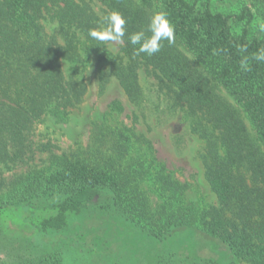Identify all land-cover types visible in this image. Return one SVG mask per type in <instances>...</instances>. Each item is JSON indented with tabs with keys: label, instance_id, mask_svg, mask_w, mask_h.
<instances>
[{
	"label": "trees",
	"instance_id": "trees-1",
	"mask_svg": "<svg viewBox=\"0 0 264 264\" xmlns=\"http://www.w3.org/2000/svg\"><path fill=\"white\" fill-rule=\"evenodd\" d=\"M263 5L246 0L225 13L212 0H0V229L29 238L59 232L103 206L130 223L159 220V233L200 229L223 241L235 259L264 264V62L252 59L264 49ZM161 10L175 25V43L137 55L139 45L127 37ZM112 11L128 22L116 55L88 36ZM244 58L251 71L241 70ZM94 61L101 92L115 76L144 115L148 105L161 114L181 112L202 140L217 204L189 199L187 183L157 162L148 139L147 146L136 143L138 134L127 125L102 123L86 145L64 149L37 137L38 126L50 119L72 120ZM141 70L156 78L153 87H145ZM111 106L125 110L120 100ZM39 153H51L49 166L39 165ZM7 171L14 173L7 177ZM147 175L164 198L158 213L141 187ZM37 264L74 263L54 251Z\"/></svg>",
	"mask_w": 264,
	"mask_h": 264
},
{
	"label": "rangeland",
	"instance_id": "rangeland-1",
	"mask_svg": "<svg viewBox=\"0 0 264 264\" xmlns=\"http://www.w3.org/2000/svg\"><path fill=\"white\" fill-rule=\"evenodd\" d=\"M244 1L212 0V6L225 13H233L240 9ZM95 7L102 14L99 5ZM261 20L264 22V18ZM53 26L51 24L49 28ZM105 43L114 55L120 53L121 43ZM104 64L112 66L110 60ZM65 66L68 67L69 63H65ZM87 66V93L83 103L72 110V120L68 124H59L50 119L38 126L37 137L52 141L64 149L86 145L102 123L127 125L138 134L134 139L136 143L142 141L147 146L145 141L148 139L157 162L163 163L174 177L187 183L189 199L201 205L217 204V197L205 175L200 153L202 140L191 132L181 112L161 114L148 105L144 115L130 101L115 76L101 92L98 65L94 61ZM140 77L146 88L153 87V83L157 82L144 70H141ZM114 100L123 103V112L112 109ZM38 157L41 167L50 165L51 153H39ZM141 157V161L149 163L150 158L145 157L144 153ZM13 173L7 171L5 175L10 177ZM141 187L148 192L151 209L158 213L164 198L153 175H147ZM107 211L103 206L88 209L80 220L72 222L67 229L45 235L39 233L31 238L0 229V264H37L40 257L54 251L74 264H250L235 259L223 241L200 229L177 226L166 234L159 233L156 231L160 227L159 220L151 224L147 218L137 217L130 223L121 215H109L112 211Z\"/></svg>",
	"mask_w": 264,
	"mask_h": 264
},
{
	"label": "clouds",
	"instance_id": "clouds-1",
	"mask_svg": "<svg viewBox=\"0 0 264 264\" xmlns=\"http://www.w3.org/2000/svg\"><path fill=\"white\" fill-rule=\"evenodd\" d=\"M127 19L118 11H112L102 17L97 28L90 29L89 38L100 41L120 44L125 40L127 33ZM258 30L264 32V22L258 24ZM128 43L136 46V54L145 53L148 56L160 52L167 41L169 45L175 43V25L169 20L168 14L161 10L152 14L146 27L127 37ZM257 62H264V49L259 50L253 57ZM240 68L244 72L251 71L248 59L240 61Z\"/></svg>",
	"mask_w": 264,
	"mask_h": 264
}]
</instances>
